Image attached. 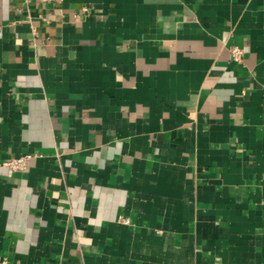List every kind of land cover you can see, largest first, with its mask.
<instances>
[{"label": "crops", "instance_id": "1", "mask_svg": "<svg viewBox=\"0 0 264 264\" xmlns=\"http://www.w3.org/2000/svg\"><path fill=\"white\" fill-rule=\"evenodd\" d=\"M0 264H264V0H0Z\"/></svg>", "mask_w": 264, "mask_h": 264}, {"label": "built area", "instance_id": "2", "mask_svg": "<svg viewBox=\"0 0 264 264\" xmlns=\"http://www.w3.org/2000/svg\"><path fill=\"white\" fill-rule=\"evenodd\" d=\"M42 3H55V2H60L61 0H39ZM83 10H86L85 8ZM229 53H230V59L233 62L241 63L243 59V50L238 47V46H231L229 48ZM31 157L30 154H23L19 156H11L3 161H1V164L3 166H6L10 168L11 170L15 171H24L26 168V164L28 159ZM118 221L122 223H128L127 218L123 216L118 217Z\"/></svg>", "mask_w": 264, "mask_h": 264}]
</instances>
